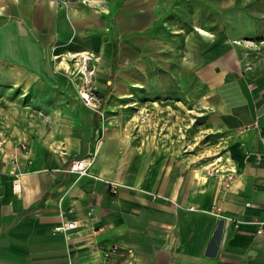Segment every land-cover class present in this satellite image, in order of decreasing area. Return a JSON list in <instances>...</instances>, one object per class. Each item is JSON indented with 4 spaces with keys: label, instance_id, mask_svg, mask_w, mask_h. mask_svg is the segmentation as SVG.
Segmentation results:
<instances>
[{
    "label": "crops",
    "instance_id": "obj_1",
    "mask_svg": "<svg viewBox=\"0 0 264 264\" xmlns=\"http://www.w3.org/2000/svg\"><path fill=\"white\" fill-rule=\"evenodd\" d=\"M33 1L0 0V62L12 65L13 84L49 67L52 42L71 39L69 56L88 50L77 18L54 11L48 22L49 11ZM128 2L114 16L115 35L96 73L106 112L134 101L130 92L142 86L130 64L142 48L139 25L150 20ZM194 60L203 84L198 105L222 135L223 162L210 163L208 171L200 161L194 166V152L168 131L154 141L150 131L145 143L137 128L131 143L124 130L82 108L65 150L34 148L23 139L0 156V264H102L101 250L113 243L121 247L117 264H264V76L226 77L199 50ZM81 157L89 158L84 174L69 169ZM231 167L235 178L226 188L223 171ZM106 180L117 182L115 193ZM65 220L78 224L53 229Z\"/></svg>",
    "mask_w": 264,
    "mask_h": 264
},
{
    "label": "rangeland",
    "instance_id": "obj_2",
    "mask_svg": "<svg viewBox=\"0 0 264 264\" xmlns=\"http://www.w3.org/2000/svg\"><path fill=\"white\" fill-rule=\"evenodd\" d=\"M92 1L34 0L33 5L49 11L48 22L54 11L77 18L79 39L95 56L88 66L94 68L91 85L101 98L99 108L81 101L82 63L68 55L71 39L52 42L46 48L49 67L14 84L7 80L12 65L0 62V156L23 139L34 148L65 150L63 141L77 129L86 108L99 113L102 124L124 130L131 143L137 128L143 129L145 143L150 131L153 141L168 131L177 144L194 152L192 164L200 161L208 171L211 164L223 162L222 135L198 105L203 84L195 73L194 55L198 50L206 53L208 67L217 63L226 77L264 76V0ZM127 1L142 6L150 20L139 25L136 35L142 37V48L130 64L140 73L142 86L130 92L134 101L106 112L96 73L104 67L106 42L115 35L114 16Z\"/></svg>",
    "mask_w": 264,
    "mask_h": 264
},
{
    "label": "built area",
    "instance_id": "obj_3",
    "mask_svg": "<svg viewBox=\"0 0 264 264\" xmlns=\"http://www.w3.org/2000/svg\"><path fill=\"white\" fill-rule=\"evenodd\" d=\"M70 57L75 58V60L78 61V63L80 62L82 63L80 64V67H79V72L82 74L81 77L83 81L81 85V90H79L81 100L83 101L84 104L92 106L95 109H98L101 104V98L96 95V92L93 89V85H91L93 81L92 77L94 75V68L88 66L91 59L95 60V56L86 54L82 56H73V57L70 56ZM253 125H256V121L253 122ZM250 126L251 125H245L244 129H248ZM88 163H89L88 157L76 158L70 162L69 169L79 174H84L86 173V167ZM223 172L225 173H223V176H222V185L226 188L230 187L232 181L235 178L236 169L234 167H231L228 170L223 171ZM106 182L109 185L110 191L115 193L117 190V186H118L117 182L112 181V180H106ZM12 186L14 190L19 189L20 184L17 179L13 180ZM211 211L214 212L218 217H223V215L219 212L220 211L219 206L213 205L211 208ZM227 218L231 219V217H227ZM254 222L259 223V224L261 223L257 219L254 220ZM77 224L78 223L76 220H65V221H61L57 223L56 225H54L53 229L55 231H66L70 228L77 226ZM257 231H261V227L258 228ZM120 249L121 247L117 243H113L110 246L103 248L101 250L102 264H117L115 261H113V256L119 253ZM125 252L126 254L130 255L132 253V249L125 248ZM67 264H71V263H67Z\"/></svg>",
    "mask_w": 264,
    "mask_h": 264
},
{
    "label": "bare ground",
    "instance_id": "obj_4",
    "mask_svg": "<svg viewBox=\"0 0 264 264\" xmlns=\"http://www.w3.org/2000/svg\"><path fill=\"white\" fill-rule=\"evenodd\" d=\"M94 1H96V0H93L92 2H94ZM200 31L203 32V33H205V31H204L203 29H200ZM86 54H90V55H92V54H91L90 52H88V51H83V52L78 53V55H76V56H82V55H86Z\"/></svg>",
    "mask_w": 264,
    "mask_h": 264
},
{
    "label": "trees",
    "instance_id": "obj_5",
    "mask_svg": "<svg viewBox=\"0 0 264 264\" xmlns=\"http://www.w3.org/2000/svg\"><path fill=\"white\" fill-rule=\"evenodd\" d=\"M115 51H116V47H115V43L113 44V57H114V55H115ZM95 114L97 115V116H99V113H97V112H95Z\"/></svg>",
    "mask_w": 264,
    "mask_h": 264
}]
</instances>
